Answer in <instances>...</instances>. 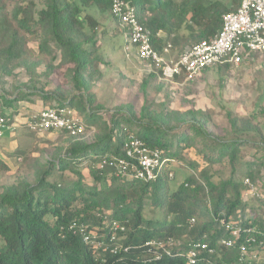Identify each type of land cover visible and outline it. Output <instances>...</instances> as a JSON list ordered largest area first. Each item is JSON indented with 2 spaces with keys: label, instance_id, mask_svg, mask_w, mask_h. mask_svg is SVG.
<instances>
[{
  "label": "trees",
  "instance_id": "1",
  "mask_svg": "<svg viewBox=\"0 0 264 264\" xmlns=\"http://www.w3.org/2000/svg\"><path fill=\"white\" fill-rule=\"evenodd\" d=\"M123 1L150 31L158 51L162 54L170 41L178 56L193 43L214 38L223 15L239 6V0L230 7L220 0ZM91 11L109 14L119 25L110 0H0V77L24 67L34 78V62L60 60L73 89L63 97L34 82L8 94L0 85V118L13 125L19 104L37 97L51 107L76 111L86 131L98 130L93 142L70 136L62 153L37 168L33 183L24 179L3 188L0 264H189L196 244L207 249H196L194 264H264V199L246 201L243 182L245 177L264 180V159L244 162L241 150L250 141L240 137L253 132L261 147L262 132L250 120L231 117L235 138L214 137L204 129L203 114L201 122L194 112L156 113L149 106L139 113L129 106L105 120L104 108L91 93L102 76L97 44L104 30ZM130 136L162 152L166 162L155 180H130L110 166L113 159L126 157ZM19 148L15 156L25 160L28 150ZM190 150H196L188 163L193 174L172 188L171 167ZM220 163L227 164L228 177L216 180L213 167ZM10 171L0 156V175ZM66 172L75 178L66 180ZM148 209L157 214L146 217ZM228 224L241 229L232 247L221 244L232 238ZM170 240L173 246L160 247ZM242 248L248 251L243 262Z\"/></svg>",
  "mask_w": 264,
  "mask_h": 264
},
{
  "label": "rangeland",
  "instance_id": "2",
  "mask_svg": "<svg viewBox=\"0 0 264 264\" xmlns=\"http://www.w3.org/2000/svg\"><path fill=\"white\" fill-rule=\"evenodd\" d=\"M220 1L228 7L233 5L232 0ZM91 12L100 23V31L104 30L103 34L100 33L97 44L103 59L100 66L102 76L91 85V93L95 96L97 104L104 108L102 114L105 120H110L113 112L129 106H133L137 113L143 107L149 106L156 113L186 115L194 112L199 119L203 114L204 121H200H203L204 129L214 137L235 138L230 125L231 117L250 120L264 137V55H254L251 60H245L238 67L211 68L193 79H187L185 76L178 81L176 79L167 83L156 76H150L146 70L148 67L137 58L136 48L126 45L123 31L111 15ZM31 47L38 51L36 43H31ZM177 54L178 50H174L170 56L174 58ZM35 63L34 78L24 67H19L11 76L0 77L2 88L8 94H13L16 89L26 90L27 86L36 82L39 89L63 97L73 90L66 69L59 67L60 60L53 63L45 60L38 65ZM51 63L52 69L48 68ZM51 105L44 104L37 97L31 103L19 104L20 113L15 118L17 124L9 126L7 133L5 131L0 138V151L3 153L1 156L5 157L11 166L10 172L0 175V193L4 187L20 180L25 179L33 183L37 168L62 153L68 141L72 139L65 132L58 131L35 133L34 136L28 126L29 120H25L26 124L23 123L26 118L24 112L26 113L30 106L33 109L32 115H36ZM186 128L187 125L180 130ZM97 133V129H92L78 135L76 139L93 142ZM240 137L250 141L241 150L244 162L264 159V144L259 146L261 141L258 135L251 132ZM18 148L28 150L25 160L15 156ZM195 151L185 153L184 160L171 167L175 175L170 182L172 188L193 174L188 163L196 156ZM228 170L226 163L215 165L213 171L216 180L228 177ZM59 175L56 174L55 177L60 179ZM64 175L66 180L75 178L69 172ZM243 177L244 174H241V178ZM262 190L264 192V188ZM155 214L157 212L154 209L145 212L146 217H153Z\"/></svg>",
  "mask_w": 264,
  "mask_h": 264
},
{
  "label": "built area",
  "instance_id": "3",
  "mask_svg": "<svg viewBox=\"0 0 264 264\" xmlns=\"http://www.w3.org/2000/svg\"><path fill=\"white\" fill-rule=\"evenodd\" d=\"M111 14L118 21L123 31L127 46H133L137 51V58L144 63L149 74H155L164 82H172L178 77L193 79L211 68L229 65L238 67L251 60L254 55H264V0H239L236 10L223 15L222 29L210 40H203L188 46L177 60L168 61L171 53V42L168 41L161 54L153 43L151 33L140 22L138 15L123 0H110ZM15 124H13L14 126ZM7 121L0 118V137L9 130ZM28 126L31 131L41 134L48 131L66 132L77 138L78 135L88 132L82 118L76 111L68 107L54 106L32 115ZM126 157L113 159L110 166L127 179H141L153 181L157 172L166 162L159 149L148 148L143 141L135 136L126 140ZM173 178L174 175L171 173ZM246 186L245 200L253 198L264 199V180L253 182L251 178L243 179ZM194 223V220L191 221ZM232 238L221 240V244L232 247L234 238L241 235V229L235 224H228ZM252 242L256 240L252 238ZM174 245L172 240L161 243V248ZM207 249L205 244H196L188 254L189 264H194L197 258L196 249ZM212 253L213 251L210 250ZM248 251L242 248L240 261L248 259ZM254 260L260 257L253 255ZM264 261V258H263Z\"/></svg>",
  "mask_w": 264,
  "mask_h": 264
},
{
  "label": "crops",
  "instance_id": "4",
  "mask_svg": "<svg viewBox=\"0 0 264 264\" xmlns=\"http://www.w3.org/2000/svg\"><path fill=\"white\" fill-rule=\"evenodd\" d=\"M161 36H162V37H165V33H161ZM166 58H167L168 61H173V60H177V59H178V55H176V57H174V58H171V56L168 55ZM207 70H208V69H207ZM205 71H206V70H205ZM205 71H204V72H205ZM176 79H177V81H178V80L181 79V77H178V78H176ZM176 79H175V80H176ZM28 106H29V105H28ZM31 110H33V109H32V107L30 106V108L27 110L28 113H27V112H26V113L24 112V117H26V118L24 119V121H23V123L25 122L24 124H26V121L29 120V119H27V118H28V117H29V118L31 117V115H32ZM19 113H20V111H19ZM20 115H21V114H20ZM16 118H17V116H16ZM25 120H26V121H25ZM15 123H16V121L14 122V124H15ZM16 124H17V123H16ZM55 132H56V131H55ZM6 133H7V131H6ZM56 134H57V133H56ZM0 138H2V137H0ZM1 155H3L2 151H0V156H1ZM2 157H3V156H2Z\"/></svg>",
  "mask_w": 264,
  "mask_h": 264
}]
</instances>
